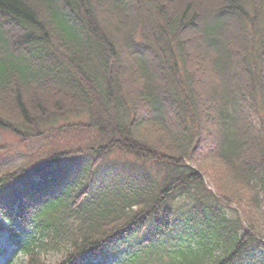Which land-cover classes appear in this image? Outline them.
Instances as JSON below:
<instances>
[{"label":"trees","instance_id":"1","mask_svg":"<svg viewBox=\"0 0 264 264\" xmlns=\"http://www.w3.org/2000/svg\"><path fill=\"white\" fill-rule=\"evenodd\" d=\"M0 129L27 264H264V0H0Z\"/></svg>","mask_w":264,"mask_h":264},{"label":"rangeland","instance_id":"2","mask_svg":"<svg viewBox=\"0 0 264 264\" xmlns=\"http://www.w3.org/2000/svg\"><path fill=\"white\" fill-rule=\"evenodd\" d=\"M192 34L199 32V27L193 25L190 29ZM206 41L197 40L195 45L198 46V53L196 62L203 63L204 67L200 71L199 77L207 80L208 88L206 89L204 100L206 105H211L212 99L218 93V87L222 83V80L227 77L240 76L237 69V64L231 59L225 60L226 75L213 71L211 64L208 62V50L206 48ZM219 72V71H218ZM216 138L206 139V145L211 150L216 148ZM42 144L41 141H29L28 143H21L19 139L10 131L0 129V172L7 168L16 167L23 158L33 152ZM207 179V178H206ZM210 186V185H209ZM212 188V186H210ZM50 263H55L60 256L58 254H48L46 256ZM116 257L110 254L107 258L97 257L98 264H109L110 261H114ZM0 264H26V259L19 253H15L12 246L8 244L4 237L0 235Z\"/></svg>","mask_w":264,"mask_h":264}]
</instances>
